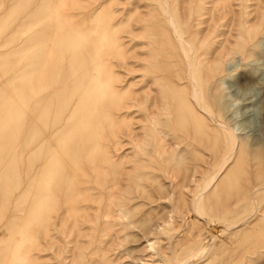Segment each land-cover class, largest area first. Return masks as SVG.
Returning a JSON list of instances; mask_svg holds the SVG:
<instances>
[{"label": "rangeland", "instance_id": "obj_1", "mask_svg": "<svg viewBox=\"0 0 264 264\" xmlns=\"http://www.w3.org/2000/svg\"><path fill=\"white\" fill-rule=\"evenodd\" d=\"M7 1H10L9 4L6 3ZM7 1H5L4 7L0 9V11L2 10L0 12L1 14L4 12L2 14L4 18L0 14V18L2 17L1 19L3 20L0 21V23H2L3 26L5 24L4 28L0 24V33H7L10 37L5 40L6 42L8 41L7 44L5 41L3 42V40H0V43L3 42L6 44L4 45L1 43L2 46L0 44V52H5L8 49L7 52H5L7 55H3L4 57L0 56V59L8 58L14 64L12 66L13 72L11 69L7 72L8 77L10 76V73H12L13 76L11 74V77L7 78L9 79L12 89L19 92L18 85L21 87L20 91L24 90L33 83L34 76L37 73H41L44 70L43 68H45L44 61L46 62L45 59H47V57L44 52H46V45H40V43L37 44L34 39L39 37L41 33L42 36L47 32L46 36L49 34L48 27L50 25L48 24L51 23V21L46 19L51 18L49 16L52 15L53 10L50 6L46 7L49 0ZM170 2L172 3L171 14L173 19L172 23H170L171 26L169 27L176 33V36L174 35L175 37H173L174 39L176 38L175 51L171 46L168 48L167 45H165L167 43H165L164 40V33H160L164 32L165 29H163V26L164 24H167L164 20L165 17L162 18L163 15L162 13L160 14L159 11L161 10L162 12L163 9H165V3L163 0H57V13L60 18L56 21V27L58 25L57 30H60L59 33H61V29L64 28V30H62V33L63 31L64 33L59 34L60 38L65 36V25H67V21L81 25L84 32L90 35V38L94 41V45H97L98 40H100L99 50H101L102 53H104L103 56L106 57L104 61L111 65L114 74H117L116 76L121 78V81L115 83L116 89L120 92V96H118L121 98H118L117 101L118 96H114L115 100L113 97H109L111 94H107L109 96L107 97L106 95L104 97L105 100L103 98L104 101H100L103 103L99 102V105H105L106 108L107 106H112H110V109L109 107L107 108L108 112L110 110L112 111V119L109 120L110 122L108 123L114 122L113 124L115 127L113 130H109V132L114 131V134H117H115L116 137H113V139L118 142V146L110 145L109 147L112 156H114L112 159L113 164L111 163L112 165L110 169L106 171L99 170L101 166L103 167V159H101L102 155H98L94 158V163L96 164L97 161L99 163L95 165V167L99 166V171L97 174H94L93 171H91V173H93V177L97 182L100 181L99 187H101V189L99 188V190H97L95 187H92L89 191H85V188L82 190V192L86 193L88 197L86 198V195L79 197V201L81 200V203L82 200L85 199L82 204L79 203V207L81 206L79 210L80 212H70L65 208V211L59 213L55 222L51 223L52 225L50 224L49 226V228H51V232L49 234L54 239L50 238L52 240L50 241V239L45 240L42 237L41 242H43V244L41 243L40 247L33 249V253L32 251L30 252V259L35 258L34 261L37 259L35 261L36 264H60V262L61 264H182L184 261L190 260V258H192V260H190L188 264H264V191L263 194H261L262 191L259 193L260 197H258L259 199L257 198L256 201L247 197L249 196V191L253 183L257 181H264V149L260 144L255 146L252 145V137L264 132V0H223V2L222 0H170ZM188 2H190V4H188ZM41 4L43 5L40 6ZM224 5L229 6L225 7ZM7 7L8 10L6 11L5 9H7ZM40 8H42V10ZM87 8H89V10ZM99 8L103 11H100ZM226 8L231 12L228 10V13ZM13 10H15V12ZM21 10L23 12H21ZM78 10L84 13L88 10L86 12L87 16L86 13H81ZM48 11L50 13H48ZM17 12L21 15L19 16ZM26 13H29L28 16ZM40 14L42 15V19L41 17L38 18ZM34 15H36V17ZM43 15L45 16L44 18ZM14 16H17V18ZM26 16L28 18H26ZM46 16L48 17L46 18ZM21 17H24L23 20ZM70 17H72L73 22ZM105 18H107V20L103 21ZM160 18L162 23H160ZM4 19H6L5 22ZM39 19L41 21H38ZM141 19L145 22L147 21L146 24ZM10 20L13 22L11 23ZM47 21L49 23H47ZM60 21H62L64 26ZM148 22L153 25H147ZM23 23L26 27H22ZM37 23L41 25L39 26ZM12 24L15 26V29L12 28ZM110 24L111 26H109ZM162 24L163 26L160 27L159 25ZM16 25H18L19 28L22 27V30L19 28L16 29ZM101 26L108 28L103 29ZM143 26H146L145 29ZM155 26H158L159 29L158 27L155 28ZM166 27L169 29L168 24L167 26H164V28ZM24 29L27 33L23 31ZM42 29L46 31H43ZM19 30L20 32L22 31L20 34L24 35L25 33V35L21 36L19 34ZM149 30L151 33H154L155 37L153 34L151 35ZM157 31L160 33L159 35ZM180 32L183 35H181ZM15 33L18 37L14 35ZM148 34L150 36H148ZM19 36H21L20 38L22 39L24 38L23 42ZM32 36L33 39H30ZM110 37H112V39H110ZM18 38L20 39L19 42ZM103 38L105 39L103 40ZM110 40L111 42L116 40L121 46V49L126 51V53H124V50L122 51L124 55H122L123 57L114 55L115 53L110 47ZM120 40L121 42H119ZM29 42H33V47ZM34 44H37L36 47ZM121 44L124 45V47ZM161 45H163L162 48ZM101 47H103V49H101ZM11 48H13V50ZM223 50L226 51L223 52ZM8 51L9 54H11L10 56ZM110 52L113 53L111 54ZM127 54L128 56L126 57ZM175 56L179 58L176 59ZM121 57L127 62L122 60ZM42 59L44 60L42 61ZM39 61L40 63H38ZM188 61L193 75L199 82V92L195 93V96L200 102L202 101L201 104L204 106V119L195 110L197 108L196 102L190 104V102H187L186 100L188 92L192 91V86L190 83L188 84V81H186V76L185 79L183 78L185 75L184 63H188ZM173 63L176 64L172 66ZM33 64H35V66ZM28 65H30L31 68H34H32V74L25 79L26 77L24 76L23 69H25ZM176 65L178 67H176ZM145 66L149 69V71ZM166 68L169 69L167 70ZM174 68L176 70H174ZM36 69L39 71L37 70L36 72ZM171 69L173 71H170ZM151 71H153L152 74ZM176 72L184 79H182V82H179L181 80L178 78V80L176 79ZM153 74L161 75L155 78L156 75L153 76ZM164 74L167 77H165ZM158 77H160L161 80ZM170 77L172 80L168 79ZM173 77L175 78L173 79ZM153 78L154 80H151ZM18 79L21 81L19 82ZM102 80L106 81L110 85H113V82L111 83L109 81V77L107 76L103 77ZM179 83H185L184 86L186 89L184 86L183 87L186 91L183 88H180L181 86ZM90 85L88 88L90 89L91 87L92 89L90 90H93L94 84L92 85L91 83ZM155 85L161 89V92L164 90L167 91L168 89L167 92L170 93L171 90V95L165 93L166 91H164L163 94L159 93L160 90L158 91V88ZM172 86L174 87L172 88ZM151 89H153V91ZM154 91H156V94ZM29 93H31L30 96L36 101L40 100L43 96L39 90H35L33 87L29 88ZM124 93L125 95H123ZM165 95L168 100L164 98ZM140 98L142 99L140 100ZM163 98L165 99L164 102L166 100L168 101V105L164 106L165 103H161ZM136 100L139 101L136 102ZM133 102H136L137 104ZM184 103L185 105H183ZM75 104L77 108L78 103L76 102ZM132 104L134 105L132 106ZM99 105L97 108L98 110L105 107H101ZM102 109L101 111L97 110V113H100H96V116H100L102 114ZM143 109L145 110L143 111ZM167 112L169 113L168 115L166 114ZM209 113L216 117L218 124L211 120L208 115ZM160 114H163L164 116H161ZM170 115L172 117H170ZM149 117H154L155 123L152 122V124H150L151 122L148 121ZM136 118H138V120ZM158 118L160 119L158 120ZM163 119H165L164 121H166L169 125L171 124V127L166 122L162 121ZM178 119L181 122H179ZM175 120H177V122ZM213 124H216V127L219 129L227 128L226 130L234 134V136L240 138L241 143L237 151L234 152L232 158L227 161L228 170L219 174L216 179H219V181L216 182L215 185L212 181L211 186L213 185V188L211 187L212 189L210 191L202 195V199L199 203L200 212L197 213L195 211V196H198L204 187L203 177H205L207 172H209L210 163L213 160V150L219 146V144H222L221 146L225 145V142L219 141L223 138L222 133L219 132V134ZM164 125L166 127H164ZM156 126L158 129L160 128L159 131L161 139L165 141L163 142L162 140V145H164L163 148L169 150L167 153H162L164 150L163 148L159 151L155 141L153 140V130ZM175 127L176 129H174ZM168 128L170 129L168 130ZM164 129L167 130L165 131ZM185 129L188 131H185ZM121 130L124 133L123 137L120 135ZM181 136L186 138H181ZM107 140L108 138H105V142H107ZM174 142L176 143L174 144ZM169 147L173 149H170ZM22 155L24 156V154ZM124 155H126V157ZM136 157L139 161L136 162L137 165L135 164ZM158 160L161 161L159 162ZM123 162L125 163L123 164ZM120 166H122V168ZM129 166H133V168H130ZM27 167L28 162L27 159L24 158L19 163V172L24 179L19 183V186L16 187V189L14 188L16 193L13 199L14 201L12 200V203L8 208V219H0V264H12L13 262L16 264L17 261V264H28L30 259H26L25 262L24 254L26 250H28V246L26 247V245L31 243V230L36 231L35 229H38L44 213V209L42 210L44 207L41 206L39 208L40 210L37 211L38 213L36 212L34 216L28 220V222H25L23 225L18 227L14 226L15 229H18V236H20L21 242L18 246H15L16 248H13L14 250L19 249V251H12L13 249H9L8 247L11 238L8 236L6 230L9 228L10 224L18 223L25 215V211H23L25 206H23L22 200L25 193L30 188V186L27 187V183L29 184L30 182L26 177L29 170ZM146 167H149L150 169ZM135 168L138 169L139 172H137ZM1 169L2 167H0V171ZM145 170H149L151 172L149 176H144L142 174ZM164 171H166L165 175ZM6 172L12 173L10 169H4L2 170V175H5ZM116 172L118 174H116ZM112 173L114 174L112 175ZM125 174L127 176H125ZM117 177L119 178L117 179ZM124 177L127 179L129 178V180L132 178L133 180L131 179V181H128L123 179ZM112 178H114L115 182H117L114 183L110 181ZM101 180L103 182H101ZM249 180L251 183H249ZM109 181L110 183H108ZM237 182L242 183L243 186L246 183L248 186H240ZM114 185H116V187ZM112 188L113 190H111ZM247 188H249V191ZM102 189L104 191H113L112 194L114 200L119 208V213L111 220L113 222V227L111 228L108 224L109 220L102 216L103 210L105 211L107 207L106 200L101 199L102 196L100 194L104 192ZM242 190H245L244 194L242 193L243 196L241 194V192H243ZM90 201L92 202L90 203ZM97 201H100V204ZM253 201L256 203H253ZM88 203L90 206L87 205ZM48 204L50 206L52 205L51 202ZM83 205L86 206L84 207ZM256 205L260 208V212L257 210L258 207ZM129 208H132V210ZM20 214H23V216L21 217ZM67 214H70L71 216ZM83 214L87 216H84ZM94 214L97 216H94ZM206 214L210 215L215 222L206 221L202 217V215L204 216ZM98 216H100V218ZM246 216H249V219H246ZM199 219L202 220L199 221ZM151 220L152 223L150 222ZM29 222L32 225H30ZM190 222L193 223L190 224ZM252 222L253 224H251ZM227 225H232L231 227L234 229L230 228L227 230L225 228ZM33 226H35V228ZM216 226L218 227L216 228L218 230L214 229ZM78 227H80V229ZM145 227L147 229H145ZM197 231L199 233H197ZM69 232L71 234H69ZM156 232L158 233L156 234ZM56 237L60 240H57ZM210 239H212V244H210V247L207 249L206 243ZM53 244H56V247ZM45 246L49 247L47 248ZM42 248H45L44 252H41L43 251ZM22 249L25 252H23ZM39 249L41 251H39ZM20 259L23 261L19 262Z\"/></svg>", "mask_w": 264, "mask_h": 264}, {"label": "bare ground", "instance_id": "obj_2", "mask_svg": "<svg viewBox=\"0 0 264 264\" xmlns=\"http://www.w3.org/2000/svg\"><path fill=\"white\" fill-rule=\"evenodd\" d=\"M7 0H0V9H2L4 7V3ZM24 1V0H23ZM29 1V0H28ZM34 1H39V0H34ZM68 1V0H67ZM138 1V0H137ZM164 1V7L165 9H163V11H160V14L162 13L163 17H165V21L168 24V28H164V26H167V24H163L159 25L160 27L163 26L164 32H160V33H164V40H165V45H167V47L169 48L170 46L172 47V49L175 51L176 50V41L173 37L176 36V33L174 32V30L169 26H171L170 23H172V14H171V2L170 0H163ZM10 1H7L6 3L9 4ZM19 2V1H18ZM57 0H49L47 6H50V8L52 7V15L49 16L51 17L50 19H46V20H50L51 23H49L47 21V23H49L48 25H50L48 28H44V29H48L49 30V34L46 36V34L43 32V36H42V30H41V34L39 35V37H37L36 39H34L36 41V43H40V45L44 44L46 45V57L47 59L46 62L44 61V65L45 68H43L44 70L41 73H37L34 76V81L31 85H29L27 88H25L24 90H21V87L18 85L19 87V92L18 91H14L10 85L9 82V77L7 75V72L11 69L12 70V66L14 65L10 59H0V167H2L1 171H0V219H8L7 215H8V208L10 206V204L12 203V200L14 199L15 196V189L16 187L19 186V183L24 179L22 178L21 173L19 172V163L26 158L27 162H28V172H27V179L29 182V184L27 183V187L30 186L29 190L25 193L24 197H23V206H25V209H20L25 211V215L23 216V214H20L21 219L19 220L18 223H14V224H10L9 228L6 230V232L8 233V236L11 238L10 239V244H9V249H13L15 246H18V244H20L21 242V238L20 236H18V229L16 227L23 225L25 222H28V220L34 216V214L40 210L39 208L42 206L44 208H42V210L44 209V213L42 215L41 221H40V225L38 227V229H35L36 231L31 230V243L28 245H26V247L28 246V250L22 251L25 252V262L26 259H30V255H31V251L35 248L40 247L41 243L43 244V242H41V238L43 237L45 240H49L50 238L54 239L49 233L51 232V228H49L50 224L55 222V219L58 218L59 213L62 211H65V208L67 210H69L70 212H76L80 210L79 205L82 203L79 201V197H83L86 195V193H83L82 190L85 188V191H89L90 188L92 189V187H95V189L99 190V188L101 189L100 186V181L97 182L94 177H93V173H91V171L94 172V174L98 173L99 170L101 171H106L108 169H110L112 163V159L114 156H112L109 147L110 145H117L118 146V142H116L113 137H116V135L114 134V131H110L109 130H113L115 125L113 124L114 122L108 123L110 122L109 120L112 119V115H111V110L108 112V107L110 109V106H101L99 105L101 100L104 101L105 100V96L107 94H111L110 96L107 95V97H113L114 96H120V92L119 90L116 89V82L118 83L119 81H121L119 77H117L114 72L112 71L111 65H109L107 62L104 61V59L106 57L103 56L104 53H102L99 47L100 44V40H98L97 45H94V41L90 38V35H88L87 33L84 32V30L82 29L81 25L75 24V23H71L70 21H67V25L66 26V32H65V36H63V38H60L59 34L62 33L61 29V33H59L60 30H57L56 24H57V20L59 17V14L57 13V5L58 3H56ZM132 2V1H131ZM185 2V1H184ZM192 2V1H190ZM190 2H188V4H190ZM218 2V1H217ZM216 2V3H217ZM223 2V0H222ZM12 3V1H11ZM22 3V2H21ZM24 3V2H23ZM175 3V2H174ZM179 3V2H178ZM211 3V2H210ZM215 3V2H214ZM16 4V3H15ZM27 4V3H26ZM25 4V6H26ZM44 4V2H43ZM43 4H41L40 6H42ZM71 4V3H70ZM75 4V3H74ZM103 4V3H102ZM106 4V3H104ZM152 4V3H151ZM156 4V3H155ZM154 4V5H155ZM6 5V4H5ZM21 5V4H20ZM68 5V4H67ZM132 5V4H131ZM137 5V4H136ZM147 5V4H146ZM153 5V4H152ZM177 5V4H176ZM182 5V4H180ZM178 5V6H180ZM208 5V4H207ZM8 6V5H7ZM10 6V5H9ZM13 6V5H12ZM70 6V5H69ZM75 6V5H74ZM90 6V4H89ZM88 6V7H89ZM159 6V5H158ZM189 6V5H188ZM206 6V5H205ZM225 6V5H224ZM229 5H226L225 7H228ZM11 7V6H10ZM14 7V6H13ZM64 8H66L65 6H63ZM99 7V5H98ZM156 7V6H155ZM181 7V6H180ZM185 7V6H184ZM187 7V6H186ZM223 7V6H222ZM235 7V6H234ZM20 8V7H18ZM25 8V7H24ZM28 8V7H27ZM70 8V7H69ZM72 8V7H71ZM90 8V7H89ZM89 8H87L89 10ZM108 8V7H107ZM137 8V7H136ZM140 8V6H139ZM217 8V7H215ZM220 8V7H219ZM10 9V8H9ZM42 10V8H40ZM73 9V8H72ZM210 9V8H209ZM224 9V8H223ZM227 9V8H226ZM225 9V10H226ZM231 9V7H230ZM6 11L8 10L5 9ZM4 10V11H5ZM29 10V9H28ZM81 10V9H80ZM83 10V9H82ZM88 10H84L85 13ZM92 10V9H91ZM100 10V8H99ZM102 10V9H101ZM100 10V11H101ZM126 10V9H125ZM130 10V9H129ZM137 10V9H135ZM148 10V9H147ZM229 9H227L226 11L228 12ZM2 11V10H1ZM0 11V12H1ZM15 12V10H13ZM12 11V12H13ZM25 11V10H24ZM32 11V10H30ZM61 11V10H60ZM79 11V10H78ZM103 11V10H102ZM108 11V9H107ZM111 11V10H110ZM124 11V10H123ZM157 11V10H156ZM217 11V10H216ZM230 11V10H229ZM21 12H23L21 10ZM27 12V11H26ZM81 13H84L82 11H79ZM91 12V11H90ZM205 12V11H204ZM211 12V11H210ZM231 12V11H230ZM4 13V12H3ZM2 13V14H3ZM18 13V12H17ZM48 13H50L48 11ZM62 13V11H61ZM67 13H71V12H67ZM73 13V12H72ZM78 13V12H77ZM84 13V14H85ZM112 13V12H111ZM136 13V12H135ZM225 13V12H223ZM229 13V12H228ZM233 13V12H232ZM1 14V13H0ZM1 14V15H2ZM12 14V13H9ZM14 14V13H13ZM24 14V13H23ZM29 14V13H28ZM28 14L26 13V15L28 16ZM74 14V13H73ZM89 14V13H88ZM107 14V13H105ZM115 14V13H114ZM16 15V14H14ZM19 15V13H18ZM21 15V14H20ZM19 15V16H20ZM77 15V14H76ZM108 15V14H107ZM106 15V16H107ZM113 15V14H112ZM229 15V14H228ZM263 15V14H262ZM11 16V15H10ZM26 16V18H28ZM36 17V15H34ZM42 15L40 14L38 18H40ZM67 16V14H66ZM87 16V13H86ZM91 16V15H90ZM94 16V15H92ZM110 16V15H109ZM206 16V15H205ZM2 17L4 18V16L2 15ZM1 17V18H2ZM7 17V16H6ZM12 17V16H11ZM15 18H17V16H14ZM45 16L43 15V18ZM48 16H46L47 18ZM161 17V16H160ZM0 18V19H1ZM9 18V17H7ZM24 17H21V19L23 20ZM25 18V19H26ZM37 18V19H38ZM71 21L73 20L72 17ZM81 18V17H80ZM84 18V17H83ZM103 18V17H102ZM109 18V17H108ZM111 18V17H110ZM148 18V17H147ZM11 19V18H10ZM14 19V18H13ZM19 19V17H18ZM34 19V18H33ZM42 19V17H41ZM68 19V18H67ZM93 19V18H92ZM101 19V18H100ZM112 19V18H111ZM6 19H4L5 22ZM12 20V19H11ZM10 20V21H11ZM15 20V19H14ZM35 20V19H34ZM44 20V19H43ZM78 20V19H77ZM107 20V18H105L103 21ZM142 20V19H141ZM163 20V21H164ZM0 21H3L2 19ZM21 21V20H19ZM36 21V20H35ZM34 21V22H35ZM38 21H41L40 19ZM63 21V19H62ZM61 22V24L64 26V24ZM82 21V20H81ZM96 21V20H95ZM144 21V20H142ZM151 21V20H149ZM154 21V20H153ZM164 21V22H165ZM204 21V20H203ZM231 21V20H230ZM262 21V20H261ZM3 22V23H4ZM8 22V21H7ZM6 22V23H7ZM13 21H11L12 23ZM73 22V21H72ZM94 22V20H93ZM145 22V21H144ZM147 22V21H146ZM145 22V24H146ZM165 22V23H166ZM15 23V22H14ZM20 23V22H18ZM40 23V22H39ZM44 23V22H43ZM59 23V22H58ZM77 23V22H76ZM82 23L84 24V22L82 21ZM102 23V22H101ZM106 23V22H104ZM109 23V22H108ZM143 23V22H142ZM159 23V22H158ZM160 23H162L161 18H160ZM2 25V23H0ZM22 24V23H21ZM38 24V23H37ZM60 24V23H59ZM112 24V23H111ZM111 24L109 26H111ZM144 24V23H143ZM150 24L149 22L147 23V25ZM156 24V23H155ZM193 24V23H192ZM229 24V23H228ZM10 25V24H9ZM27 25V24H26ZM39 25V24H38ZM41 25V24H40ZM39 25V26H40ZM43 25V24H42ZM46 25V24H45ZM99 25V24H98ZM142 25V24H141ZM153 24H150V26H152ZM205 25V24H204ZM3 26V25H2ZM5 26V24H4ZM3 26V28H4ZM12 28L15 29V26L12 24ZM18 29V25H16ZM24 23L23 26L24 27ZM60 26V25H59ZM84 26V25H83ZM226 26V25H225ZM230 26V25H229ZM22 27L19 28L20 30H22ZM26 27V26H25ZM87 27V26H86ZM85 27V28H86ZM90 27V26H89ZM102 27V26H101ZM144 27V26H143ZM146 27V26H145ZM144 27V29H145ZM158 27V26H157ZM155 26V28H157ZM177 27V26H176ZM200 27V26H199ZM215 27V26H214ZM6 28V27H5ZM9 28V27H8ZM7 28V29H8ZM11 28V27H10ZM100 28V27H99ZM104 28H108V27H102ZM154 28V27H153ZM13 29V30H14ZM28 29V28H27ZM59 29V28H58ZM114 29V28H112ZM159 29V27H158ZM157 29V30H158ZM161 29V28H160ZM192 29V28H191ZM190 29V32H191ZM201 29V28H200ZM1 30V28H0ZM6 30V29H5ZM19 30V34L22 32H20ZM33 30V29H31ZM36 30V29H35ZM110 30V29H109ZM147 30V29H146ZM152 30V29H151ZM155 30V29H154ZM162 30V29H161ZM160 30V31H161ZM184 30V29H183ZM182 30V31H183ZM25 31V29L23 30ZM46 31V30H43ZM148 31V30H147ZM2 32V31H1ZM29 32V31H28ZM150 32V30H149ZM177 32V31H176ZM189 32V33H190ZM252 32V31H251ZM24 33V32H23ZM25 33H27V31H25ZM24 33V35H25ZM64 33V31H63ZM62 33V34H63ZM148 33V32H147ZM151 33V32H150ZM158 33V31H157ZM158 33V35L160 34ZM195 33V32H194ZM253 33V32H252ZM12 34V33H11ZM18 34V35H19ZM30 34V33H29ZM28 34V36H29ZM35 34V33H34ZM37 34V33H36ZM114 34V33H112ZM117 34V33H116ZM154 35V33L152 32L151 35ZM181 35H183L180 32ZM191 34V33H190ZM14 35L17 36V34L15 33ZM13 35V36H14ZM21 36L23 34H20ZM23 35V36H24ZM33 35V34H32ZM92 35V34H91ZM107 35V34H106ZM115 35V34H114ZM113 35V36H114ZM157 35V36H158ZM175 35V36H174ZM252 35V34H251ZM14 36V37H16ZM19 36V38L21 37ZM35 36V35H33ZM33 36L30 37V39H33ZM95 36V35H93ZM147 36V35H146ZM148 36H150L148 34ZM161 36V35H160ZM188 36V35H187ZM186 36V38H187ZM192 36V35H190ZM196 36V35H195ZM0 40H3V42L7 39H9L10 35L9 34H1L0 33ZM18 37V36H17ZM16 37V38H17ZM27 37V35H26ZM25 37V38H26ZM107 37V36H106ZM118 37V35H117ZM120 37V36H119ZM139 37V36H138ZM153 37V36H152ZM155 37V35H154ZM159 37V36H158ZM18 38V42L20 41V38ZM29 38V37H28ZM144 38V37H143ZM105 38H103L104 40ZM110 39H112V37H110ZM115 39V38H113ZM121 39V37H120ZM157 39V38H156ZM163 39V38H161ZM33 40V41H34ZM102 40V39H101ZM160 40V39H159ZM158 40V42H159ZM187 40V39H186ZM250 40V39H249ZM10 41V40H9ZM24 41V38L22 39V42ZM109 41V40H108ZM154 41L156 42V40L154 39ZM178 41V39H177ZM1 42V43H3ZM6 42V41H5ZM103 42V41H102ZM111 42V40H110ZM121 42V40L119 41ZM228 42V41H227ZM0 43V44H1ZM8 43V41L6 42V44ZM31 43V42H29ZM33 43V42H32ZM31 43V44H32ZM162 43V41H161ZM230 43V42H229ZM4 44V43H3ZM4 44V45H6ZM16 44V43H15ZM21 44V43H20ZM37 44H34L35 47ZM110 47L112 48V51H114V55L115 56H122L123 53L121 49V46L119 45V43L115 40H113L110 43ZM160 44V43H159ZM190 44V43H189ZM243 44V43H241ZM11 45V44H10ZM14 45V43H13ZM18 45V43H17ZM39 45V46H40ZM43 45V46H44ZM105 45V44H104ZM122 45V44H121ZM164 45V48H165ZM169 45V46H168ZM2 46V44H1ZM0 46V47H1ZM29 46V44H28ZM33 47V44L31 45ZM124 47V45H122ZM150 46V45H149ZM163 45H161L162 48ZM192 46V45H191ZM248 46V45H247ZM34 47V48H35ZM38 47V46H37ZM45 47V46H44ZM43 47V48H44ZM109 47V46H108ZM107 47V48H108ZM193 47V46H192ZM226 47V46H225ZM9 48V47H8ZM14 48V46H13ZM13 48H11L13 50ZM16 48V47H15ZM148 48V47H147ZM150 48V47H149ZM178 48V47H177ZM10 49V48H9ZM18 49V48H17ZM29 49V48H28ZM101 49H103V47H101ZM179 49V48H178ZM247 49V48H246ZM8 50V49H7ZM7 50L5 52H7ZM109 50V49H108ZM107 50V51H108ZM165 50V49H164ZM171 50V48H170ZM229 50V49H227ZM20 51V50H19ZM24 51V50H23ZM31 51V50H29ZM125 51V50H124ZM166 51V50H165ZM169 51V50H167ZM226 50H223V52ZM5 52H0V56L5 55ZM12 52V51H10ZM15 52V51H14ZM32 52V51H31ZM42 52V51H41ZM105 52V51H103ZM111 53V52H110ZM113 53V52H112ZM111 53V54H112ZM126 53V51L124 52ZM172 53V52H170ZM177 53V52H176ZM9 54V51H8ZM33 54V53H32ZM175 54V52H174ZM7 55V54H6ZM11 54H9L10 56ZM24 55V54H23ZM36 56V55H35ZM44 56V55H43ZM42 56V57H43ZM106 56V55H105ZM124 56V55H123ZM122 56V57H123ZM128 56V54L126 55V57ZM170 56V55H169ZM4 57V56H3ZM6 57V56H5ZM21 57V56H20ZM34 57V56H33ZM111 57V56H110ZM121 57V58H122ZM176 57V56H175ZM35 58V57H34ZM115 58V57H114ZM168 58V57H167ZM179 58V57H178ZM176 57V59H178ZM218 58V57H217ZM18 59V58H17ZM40 59V58H39ZM42 59V61L44 60ZM120 59V58H118ZM36 60V58H35ZM107 60V59H106ZM109 60V59H108ZM121 60V59H120ZM122 60H124L122 58ZM127 60V59H126ZM187 60V59H186ZM189 60V59H188ZM18 61V60H17ZM29 61V59H28ZM125 61V60H124ZM219 61V60H218ZM221 61V60H220ZM15 62V61H14ZM31 62V61H30ZM123 62V61H122ZM127 62V61H125ZM142 62V61H141ZM170 62V61H169ZM168 62V64H169ZM216 62V61H215ZM17 63V62H15ZM27 63V62H26ZM40 63V61L38 62ZM112 63V62H111ZM148 63V62H147ZM180 63V62H179ZM178 63V64H179ZM182 63V62H181ZM220 63V62H219ZM176 64L173 63L172 66ZM177 64V65H178ZM221 64V63H220ZM32 65V64H31ZM35 66V64H33ZM37 65V63H36ZM151 65V64H150ZM176 65V67H178ZM181 65V64H180ZM183 65V64H182ZM185 65V75H184V79L186 76V81H188V84L190 83V85L192 86V91L188 92L186 97L187 102H190V104H192L193 102H196L197 104V108L195 109L197 111V113H199V115L203 118V115L205 114L204 111V106L201 104V102L199 101V99L196 98L195 93L199 92V82L197 80V78L193 75L192 71H191V67L189 66V61L188 63H184ZM218 65V64H217ZM16 66V65H15ZM43 66V65H42ZM142 66V65H141ZM148 66V64H147ZM144 67V66H143ZM146 67V66H145ZM34 68V67H32ZM32 68L30 65L26 66L25 69H23V73L24 76L26 77L25 79L28 78L29 75H31L32 73ZM39 68V66H38ZM41 68V67H40ZM127 68V67H126ZM130 68V67H129ZM147 68V67H146ZM180 68V67H179ZM148 69V68H147ZM167 70L169 68H166ZM182 69V68H181ZM38 69H36L37 72ZM133 70V69H132ZM144 70V69H143ZM162 70V69H161ZM164 70V69H163ZM166 70V71H167ZM174 70H176L174 68ZM16 71V69H15ZM35 71V70H34ZM39 71V70H38ZM129 71V70H128ZM149 71V69H148ZM170 71H173L172 69ZM13 72V70H12ZM21 72V70H20ZM153 71H151L152 74ZM157 72V71H156ZM164 72V71H161ZM181 72V71H180ZM106 73V74H105ZM155 73V72H154ZM179 73V72H178ZM35 74V73H34ZM103 74V75H102ZM149 74V73H148ZM181 74V73H179ZM17 75V74H16ZM21 75V74H19ZM156 74H153V76H155ZM161 75V74H160ZM160 75H156L155 78L157 76ZM163 75V73H162ZM13 76V74H12ZM109 77V81L112 83L113 85H110L109 83H107L106 81H103V77ZM144 76V75H143ZM150 76V74H149ZM148 76V77H149ZM165 76V74H164ZM163 76V78H164ZM174 76V75H173ZM8 77V78H7ZM23 77V76H21ZM102 77V79H101ZM152 77V76H151ZM150 77V78H151ZM162 77V76H161ZM167 77V76H165ZM176 79L178 78L179 82H182L181 76H179L176 72L175 74ZM173 77V79L175 78ZM13 78V77H12ZM160 79V77H158ZM108 79V78H107ZM147 79V77H146ZM158 79V80H159ZM168 79H171L168 78ZM177 79V80H178ZM183 79V80H184ZM249 79V78H248ZM14 80V79H13ZM19 80V79H18ZM151 80H154L151 79ZM161 80V79H160ZM172 80V79H171ZM246 80V79H245ZM21 80H19L20 82ZM143 81V80H142ZM149 81V80H148ZM156 81V79H155ZM164 81V80H162ZM16 82V81H14ZM29 82V81H28ZM184 82V81H183ZM86 83V84H85ZM92 83V85L94 86L93 90L90 87V89L88 88L89 85ZM130 83V82H129ZM147 83V82H146ZM145 83V85H146ZM153 83V82H152ZM151 83V84H152ZM156 83V82H155ZM22 84V83H21ZM175 84V83H174ZM173 84V85H174ZM182 84V83H181ZM179 83V85L181 86L180 88L184 89V84L181 85ZM187 84V83H186ZM25 85V84H24ZM177 85V84H176ZM16 86V85H15ZM23 86V85H22ZM91 86V85H90ZM151 86V85H149ZM157 87V85H155ZM184 86V87H183ZM24 87V86H23ZM22 87V89H23ZM26 87V86H25ZM33 87L35 90H39V92H41L43 94L42 98L40 100H34L29 93V88ZM174 86H172L173 88ZM177 87L179 88V86L177 85ZM151 88V87H150ZM158 88V87H157ZM168 88V87H167ZM15 89V88H14ZM17 89V88H16ZM175 89V88H174ZM186 89V87H185ZM184 89V90H185ZM153 91V89H151ZM155 90V89H154ZM160 90L159 93L163 94V92H161V89L158 88V91ZM163 90V89H162ZM157 91V90H156ZM156 91H154V93L156 94ZM168 91V89H167ZM165 93H168V92ZM186 91V90H185ZM35 92V91H34ZM129 92V91H128ZM151 92V91H150ZM182 92V90H181ZM184 92V91H183ZM36 93V92H35ZM152 93V92H151ZM153 93V94H154ZM164 93V94H165ZM171 93V90H170ZM168 93V94H170ZM173 93V92H172ZM141 94V93H140ZM158 94V93H157ZM160 94V95H161ZM175 94V93H174ZM125 95V93L123 94ZM133 95V94H132ZM167 95V94H166ZM165 95V99L166 98ZM171 95V94H170ZM168 95V96H170ZM117 97V101L118 98L121 97ZM122 96V95H121ZM141 96V95H140ZM153 96V95H151ZM155 96V95H154ZM164 96V95H162ZM173 96V94H172ZM36 97V96H35ZM124 97V96H122ZM129 97V96H128ZM156 97V96H155ZM161 97V96H160ZM171 97V96H170ZM104 98V100H103ZM112 98V100H113ZM134 98V97H133ZM163 101L164 102V99ZM115 99V98H114ZM139 99V98H138ZM142 98H140L141 100ZM155 99V98H154ZM162 99V98H161ZM264 99V98H263ZM109 100V98H108ZM111 100V101H112ZM116 100V99H115ZM114 100V102H115ZM121 100V99H120ZM126 100V99H125ZM168 100V99H167ZM166 100V101H167ZM195 100V101H194ZM107 101V100H106ZM139 100H136V102ZM157 101V100H156ZM164 102V106L168 105V101ZM78 103V106L76 108V104ZM100 102V103H99ZM133 102V103H136ZM264 102V101H263ZM106 103V102H105ZM111 103V102H109ZM154 103V102H153ZM171 103V102H170ZM117 104V103H116ZM137 104V103H136ZM143 104V103H141ZM179 104V103H178ZM75 105V108H74ZM98 105L101 107H104L102 109V114L100 116H96V113L101 109H97ZM126 105V104H125ZM134 104H132L133 106ZM145 105V104H144ZM142 105V106H144ZM185 105V103L183 104ZM116 106V105H115ZM114 106V108H115ZM118 106V105H117ZM129 106V105H128ZM139 106V105H138ZM156 106V105H155ZM172 106V104H171ZM112 107V106H111ZM158 107V106H157ZM100 108V107H99ZM143 108V107H142ZM135 109V108H134ZM146 109V108H145ZM143 109V111L145 110ZM164 109V108H163ZM187 109V108H186ZM98 110V111H97ZM114 110V109H113ZM156 110V109H155ZM172 110V109H171ZM182 110V109H181ZM188 110V109H187ZM116 111V110H115ZM168 111V110H167ZM130 112V111H129ZM147 112V111H146ZM145 112V113H146ZM181 112V111H180ZM179 112V114H180ZM100 113V112H99ZM97 113V114H99ZM162 113V112H161ZM171 113V112H170ZM167 115L169 114L168 112L166 113ZM173 114V113H172ZM131 115V114H130ZM159 115V113H158ZM161 115V114H160ZM163 115V114H162ZM161 115V116H162ZM166 115V116H167ZM189 115V113H188ZM207 115V114H206ZM211 118L212 121H214L215 123L218 124V121L216 119V117L213 114H208ZM164 116V115H163ZM126 117V116H125ZM139 117V116H138ZM156 117V116H154ZM154 117H149L148 121L151 122L150 124L155 123L154 122ZM170 117H172L170 115ZM178 117V116H177ZM184 117V116H183ZM182 117V118H183ZM208 117V116H207ZM128 118V116H127ZM157 118V117H156ZM169 118V117H167ZM180 118V117H179ZM185 118V117H184ZM264 118V117H263ZM138 120V118H136ZM141 119V118H139ZM160 118H158L159 120ZM166 119V118H165ZM165 119H163L162 121H164ZM173 119V118H170ZM204 119V118H203ZM124 120V119H123ZM145 120V119H144ZM157 120V119H156ZM157 120V121H158ZM181 120V119H180ZM185 120V119H184ZM135 121V120H134ZM133 121V122H134ZM147 121V119H146ZM177 122V120H175ZM179 121V119H178ZM166 122V121H164ZM181 122V121H179ZM122 123V122H121ZM120 123V124H121ZM128 123V122H127ZM142 123V122H141ZM163 123V122H162ZM167 123V122H166ZM161 124V123H160ZM168 124V123H167ZM166 124V125H167ZM175 124V123H174ZM111 125V126H110ZM119 125V123H118ZM131 125V124H130ZM159 125V124H158ZM169 125V124H168ZM171 125V124H170ZM169 125V126H170ZM173 125V124H172ZM185 125V123H184ZM214 125V124H213ZM263 125V124H262ZM216 130L218 131V133H222L223 138H221L219 141H223L225 142L224 146H221L219 144V146H217L214 150H213V160L210 163V168H209V172H207V175L205 177H203V188L201 193L196 197V204H195V211L197 213L200 212L199 210V203L201 201V197L203 194H205L206 192L210 191L213 187V185L211 186V182L213 181V184L215 185L216 182L219 181L216 180L218 175L221 174L222 172L228 170L227 168V161L232 158L233 154L235 151H237V149L239 148L240 145V138L234 136V134H232L231 132H229L226 129H222V128H218L216 127V124L214 125ZM225 126V125H224ZM223 126V127H224ZM159 127V126H158ZM164 127H166L164 125ZM171 127V126H170ZM181 127V126H180ZM126 128V127H125ZM131 128V127H129ZM179 128V127H178ZM123 129V127H122ZM160 129V128H159ZM157 128H154L153 130V140L155 141V144L157 145V149L159 151L162 150L163 146L162 145V140L161 136H160V131ZM170 128H168L169 130ZM176 129V127L174 128ZM172 129V130H174ZM165 130V129H164ZM167 130V129H166ZM165 130V131H166ZM178 130V129H177ZM181 130V129H180ZM183 130V129H182ZM132 131V129H131ZM185 131H188L185 129ZM120 135H124V133L122 132V130L120 131ZM169 132V131H168ZM167 132V133H168ZM177 132V131H176ZM138 133V132H137ZM136 133V134H137ZM166 133V132H165ZM170 133V132H169ZM219 133V134H220ZM164 134V133H163ZM172 134V133H171ZM175 134V133H174ZM178 134V133H177ZM144 135V134H141ZM140 135V136H141ZM180 135V134H178ZM127 136V135H126ZM138 136V135H137ZM168 136V135H167ZM171 136V135H170ZM176 136V135H175ZM187 136V135H186ZM112 137V138H111ZM179 137V136H178ZM105 138H108L107 142H105ZM152 138V137H150ZM171 138V137H170ZM180 138V137H179ZM181 138H186L181 136ZM220 138V137H219ZM252 145H262V148L264 149V132L261 134H258L254 137H252ZM165 139V138H164ZM168 140V139H167ZM166 140V142H167ZM172 140V139H171ZM188 140V139H187ZM169 141V140H168ZM186 141V140H185ZM144 142V141H143ZM163 142H165L163 140ZM169 143V142H168ZM176 142H174L175 144ZM154 144V143H153ZM185 145V144H184ZM166 146V145H165ZM169 146V145H168ZM133 147V146H132ZM171 147V146H170ZM169 147V148H170ZM134 148V147H133ZM142 148V147H141ZM137 149V148H136ZM164 150L163 152H168V149L163 148ZM173 149V148H170ZM140 150V149H139ZM156 150V149H155ZM132 151V150H131ZM158 151V152H159ZM172 151V150H170ZM134 152V151H133ZM132 152V153H133ZM157 152V151H156ZM128 153V152H127ZM135 153V152H134ZM165 153V154H166ZM24 154V156L22 155ZM123 154V153H122ZM169 154V153H168ZM98 155H102L103 159V167L101 166V168L99 169L97 167H95L94 163V158ZM126 157V155H124ZM137 156V155H135ZM134 156V157H135ZM153 156V155H152ZM162 156V155H161ZM160 156V157H161ZM123 157V156H122ZM138 157V156H137ZM136 157L135 160V164L138 161ZM159 157V156H158ZM164 157V156H163ZM131 158V157H130ZM141 158V157H140ZM162 158V157H161ZM160 158V159H161ZM97 159V158H96ZM132 159V158H131ZM143 159V158H142ZM165 159V158H164ZM125 160V158H124ZM152 160V159H151ZM162 160V159H161ZM160 160V161H161ZM167 160V159H166ZM141 161V160H140ZM144 161V160H143ZM159 161V160H158ZM157 161V162H158ZM159 161V162H160ZM132 162V161H130ZM139 162V161H138ZM112 163V164H111ZM125 162H123L124 164ZM162 163V162H161ZM99 164V163H98ZM130 164V163H129ZM137 165V164H136ZM263 165V164H262ZM115 166V165H114ZM122 168V166H120ZM128 167V166H126ZM130 167V166H129ZM133 168V166H131ZM130 167V168H131ZM152 167V166H151ZM138 168V167H137ZM149 168V167H146ZM144 168V169H146ZM156 168V167H155ZM163 168V167H162ZM174 168V167H173ZM257 168V167H256ZM4 169H10L12 171V173L10 172H6L5 175H2V170ZM99 169V170H98ZM129 169V168H128ZM136 169V168H135ZM139 169V168H138ZM137 170V172H139ZM150 169V168H149ZM255 169V168H254ZM263 169V168H262ZM261 169V170H262ZM121 170V169H120ZM135 170V171H136ZM110 171V170H109ZM108 171V172H109ZM115 171V170H114ZM113 171V172H114ZM133 171V170H132ZM126 172V171H125ZM164 171V175H165ZM121 173V172H120ZM130 173V172H129ZM127 173V174H129ZM150 171L145 170L143 171V175L144 176H149L150 175ZM236 173V172H235ZM257 173V172H256ZM114 173H112L113 175ZM116 174H118L116 172ZM115 174V176H116ZM234 174V173H233ZM232 174V175H233ZM110 175V174H109ZM132 175V174H130ZM158 175V174H157ZM261 175V174H260ZM122 176V175H121ZM119 176V177H121ZM125 176H127L125 174ZM134 176V175H133ZM106 177V176H105ZM117 177V179L119 178ZM247 177V176H246ZM107 178V177H106ZM122 178V177H121ZM231 178V177H230ZM229 178V179H230ZM254 178V177H253ZM262 178V176H261ZM26 179V178H25ZM110 179V178H108ZM123 179H126L128 181H131V179L129 180V178L127 179L126 177H124ZM228 179V178H227ZM258 179V177H257ZM107 180V179H106ZM133 180V179H132ZM114 183L115 180L114 178H112V180H110ZM110 181L108 183H110ZM232 181V180H231ZM238 181V179H237ZM250 181V180H249ZM101 182H103L101 180ZM221 182V181H220ZM235 182V181H234ZM246 182V181H245ZM120 183V182H119ZM236 183V182H235ZM239 183V182H237ZM247 183V182H246ZM244 184V186H248V184ZM251 183V181L249 182ZM264 181H257L255 183H253L251 185L250 191L248 190L249 188H247V190L249 191V196L251 200L256 201L258 197H260L259 193L261 192V194H263L264 191ZM113 184V183H112ZM121 184V183H120ZM119 185V184H116ZM116 185H114L116 187ZM239 185L241 186L242 183H239ZM250 185V184H249ZM111 186V185H110ZM232 186V185H231ZM243 186V185H242ZM243 186V187H244ZM246 186V187H247ZM113 187V185H112ZM122 187V185H121ZM176 187V186H175ZM212 187V188H211ZM239 187V186H238ZM15 188V189H14ZM109 188V187H108ZM114 188V187H113ZM113 188L111 190H113ZM225 189V188H224ZM232 189V187H231ZM244 189V188H243ZM103 190V189H102ZM116 190V189H115ZM246 190V189H245ZM241 192V194H244V191ZM104 191V190H103ZM226 191V190H225ZM235 191V190H234ZM229 192V191H228ZM239 192V193H240ZM93 193V192H92ZM101 193V191H100ZM113 191H104L102 194H100L102 196L101 199L106 200L107 202V207L105 209V211L103 210L102 212V216L106 217L109 222V226L110 228L113 227V222L111 221L112 219L115 218V216L119 213L118 210L119 208L117 207V204L114 200L113 197ZM230 193V192H229ZM232 193V192H231ZM238 193V192H237ZM121 194V193H120ZM228 194V193H227ZM242 194V196H243ZM98 195V194H97ZM99 195V196H100ZM223 195V194H222ZM235 195V193H234ZM240 195V194H239ZM117 196V195H116ZM227 196V195H225ZM224 196V197H225ZM230 196V195H229ZM241 196V197H242ZM88 196L86 195V198ZM118 197V196H117ZM122 197V196H121ZM181 197V195H180ZM223 197V196H222ZM240 197V198H241ZM218 199V198H217ZM237 199V198H236ZM249 199V200H250ZM259 199V198H258ZM121 200V199H120ZM147 200V199H146ZM151 200V199H150ZM154 200V198H153ZM239 200V199H238ZM14 201V200H13ZM253 203H256L254 202ZM51 202L52 205L50 206L48 203ZM88 202V201H87ZM92 201H90L91 203ZM98 202V201H97ZM100 202V201H99ZM98 202V203H99ZM105 202V201H104ZM143 202V200H142ZM153 202V201H152ZM80 203V204H79ZM120 203V202H119ZM118 203V204H119ZM139 203V202H138ZM100 204V203H99ZM98 204V205H99ZM226 204V203H225ZM259 204V202H258ZM89 205V203L87 204ZM84 206V205H83ZM82 206V207H83ZM86 206V205H85ZM84 206V207H85ZM90 206V205H89ZM92 206V205H91ZM257 206V205H256ZM254 206V207H256ZM104 207V206H103ZM258 207V206H257ZM256 207V208H257ZM101 208V207H100ZM154 208V207H153ZM228 208V207H227ZM64 209V210H63ZM96 209V208H95ZM130 209V208H129ZM259 207H258V211H259ZM100 210V209H98ZM132 210V208L130 209ZM209 210V209H208ZM264 210V209H263ZM10 211V210H9ZM22 211V212H23ZM67 211V212H69ZM82 211V210H81ZM87 211V210H86ZM102 211V210H101ZM233 211V210H232ZM262 211V210H261ZM21 212V211H19ZM41 212V211H40ZM80 212V211H79ZM94 212V211H93ZM92 212V213H93ZM256 212V210H255ZM260 212V211H259ZM38 213V212H37ZM83 213V212H82ZM191 213V212H190ZM196 213V214H197ZM203 213V212H201ZM264 213V212H263ZM121 214V213H120ZM259 214V213H258ZM39 215V214H38ZM70 215V214H67ZM78 215V214H77ZM84 215V214H83ZM130 215V214H129ZM198 215V214H197ZM260 215V214H259ZM41 216V215H40ZM71 216V215H70ZM76 216V215H75ZM87 216V215H84ZM94 216H97L94 214ZM160 216V215H159ZM191 216V214H190ZM252 216V215H251ZM250 216V217H251ZM256 216V215H255ZM73 217V216H72ZM90 217V216H89ZM100 218V216H98ZM132 217V216H131ZM134 217V216H133ZM202 217L208 221V222H215L214 219L210 216V215H202ZM86 218V217H85ZM96 218V217H95ZM98 218V219H99ZM124 218V216H123ZM147 218V217H146ZM243 218V216H242ZM252 218V217H251ZM72 219V218H71ZM78 219V217H77ZM89 219V218H88ZM246 219H249V216H246ZM74 220V219H73ZM87 220V219H85ZM202 219H199V221ZM245 220V219H244ZM243 220V221H244ZM37 221V220H36ZM91 221V220H90ZM168 221V220H167ZM247 221V220H246ZM152 223V220L150 221ZM166 222V221H165ZM242 222V221H241ZM30 223V222H29ZM86 223V222H84ZM155 223V221H154ZM193 223V222H192ZM190 222V224H192ZM245 223V222H244ZM107 224V226H108ZM253 224V222L251 223ZM26 225V224H25ZM30 225H32L30 223ZM52 225V224H51ZM195 225V224H194ZM197 225V224H196ZM215 225V223H214ZM218 225V224H217ZM235 225V224H234ZM240 225V224H239ZM245 225V224H244ZM76 226V224H75ZM232 226V225H231ZM231 226L227 225L225 228L227 230H229L230 228H232ZM28 227V226H27ZM35 228V226H33ZM32 227V228H33ZM68 227V226H67ZM73 227V226H72ZM24 228V227H23ZM80 229V227H78ZM126 228V227H125ZM124 228V229H125ZM144 228V227H143ZM142 228V229H143ZM161 228V227H159ZM196 228V227H195ZM218 228L217 226L214 228L216 229ZM29 229V228H28ZM109 229V228H108ZM145 229H147L145 227ZM197 229V228H196ZM234 229V228H232ZM63 230V229H62ZM218 230V229H216ZM29 231V230H28ZM121 231V230H120ZM5 232V233H6ZM109 232V231H108ZM147 232V231H146ZM61 233V232H60ZM63 233V231H62ZM112 233V231H111ZM158 232H156L157 234ZM197 233H199L197 231ZM67 234V233H66ZM69 234H71L69 232ZM68 234V235H69ZM4 235V234H3ZM74 235V234H73ZM75 236V235H74ZM8 237V238H9ZM7 238V236H6ZM57 240H60L56 237ZM2 240V239H1ZM4 240V239H3ZM7 240V239H5ZM26 240V239H24ZM9 241V240H8ZM50 241H52L50 239ZM212 239H210L207 243H206V248L208 249L210 247ZM2 242V241H1ZM47 242V241H46ZM96 242V241H95ZM4 243V242H3ZM56 243V242H54ZM184 243V242H183ZM186 243V242H185ZM49 244V243H48ZM57 244V243H56ZM56 244H53L54 246ZM61 244V243H60ZM66 244V243H65ZM69 244V243H68ZM71 245V244H70ZM180 245V244H179ZM59 246V244H58ZM69 246V245H68ZM109 246V245H108ZM47 247V246H45ZM49 247V246H48ZM47 247V248H48ZM53 247V246H51ZM56 247V246H55ZM54 247V248H55ZM183 247V246H182ZM16 248V247H15ZM58 248V247H57ZM100 248V247H99ZM108 248V247H107ZM43 249V248H42ZM45 249V248H44ZM41 251L39 249V251ZM50 249V248H49ZM25 250V249H24ZM38 250V249H37ZM12 251H19L18 250H12ZM37 251V252H39ZM73 251V250H72ZM113 251V249H112ZM188 251V250H187ZM46 252V251H45ZM51 252V251H50ZM109 252V251H108ZM206 252V251H205ZM204 252V253H205ZM208 252V251H207ZM33 253V251H32ZM76 253V252H74ZM203 253V254H204ZM54 254V253H53ZM196 254V253H195ZM50 255V254H48ZM70 255V254H69ZM17 256V255H15ZM34 256V255H33ZM106 256V255H105ZM199 256V255H198ZM38 257V256H37ZM36 257V258H37ZM69 257V256H68ZM67 257V258H68ZM81 257V256H80ZM197 257V256H194ZM14 258V257H13ZM32 258V257H31ZM55 258V257H54ZM70 258V257H69ZM199 258V257H198ZM35 259V258H34ZM34 259H30V261H28V264H36V260L34 261ZM53 259V257H52ZM13 260V259H11ZM39 260V259H38ZM68 260V259H67ZM190 260H192V258H190ZM190 260H186L184 261L182 264H188V262ZM17 261V260H16ZM21 261V259L19 260V262ZM23 261V260H22ZM21 261V262H22ZM40 261V260H39ZM58 261V260H57ZM71 261V260H70ZM118 261V260H117ZM11 262V261H10ZM35 262V263H34ZM18 263V261L16 262V264ZM46 263V262H45ZM11 264V263H10ZM14 264V262L12 263ZM42 264V263H41ZM61 264V262H60ZM70 264V263H69ZM137 264V263H136ZM181 264V263H180Z\"/></svg>", "mask_w": 264, "mask_h": 264}]
</instances>
